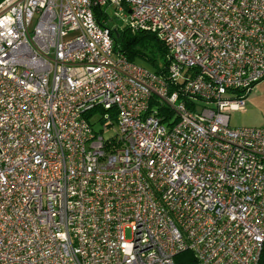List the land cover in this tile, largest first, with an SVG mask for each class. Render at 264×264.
Listing matches in <instances>:
<instances>
[{"label": "built area", "instance_id": "obj_1", "mask_svg": "<svg viewBox=\"0 0 264 264\" xmlns=\"http://www.w3.org/2000/svg\"><path fill=\"white\" fill-rule=\"evenodd\" d=\"M262 79L264 0H1L0 264H264V126L230 123Z\"/></svg>", "mask_w": 264, "mask_h": 264}, {"label": "trees", "instance_id": "obj_2", "mask_svg": "<svg viewBox=\"0 0 264 264\" xmlns=\"http://www.w3.org/2000/svg\"><path fill=\"white\" fill-rule=\"evenodd\" d=\"M97 16H100L99 12ZM113 37L115 51L123 53L128 60L133 62H136L138 59L148 61L154 67L153 71L155 73L166 78L169 63L168 52L164 44L155 34L142 30H132L126 26L122 29L118 28V36L116 37L114 35ZM158 56L162 57V66L156 64ZM261 259L264 262V251H262ZM174 261L175 264H194L196 258L191 250H183L176 254Z\"/></svg>", "mask_w": 264, "mask_h": 264}, {"label": "rangeland", "instance_id": "obj_3", "mask_svg": "<svg viewBox=\"0 0 264 264\" xmlns=\"http://www.w3.org/2000/svg\"><path fill=\"white\" fill-rule=\"evenodd\" d=\"M108 12L112 17V26H117L119 29L127 26L128 14L123 12L121 14H116L113 8H109ZM139 66H142L148 70H153V66L144 59L136 60ZM156 64L162 66V57L158 56L156 59ZM101 117L100 113H97L93 120L95 122V128L98 130L101 127V122L99 121ZM230 123L234 127H261L264 126V79L255 83L250 92L247 94L245 104L242 109L235 110L230 113ZM117 130L116 124L109 127L106 135L114 134ZM129 238V232L126 233Z\"/></svg>", "mask_w": 264, "mask_h": 264}, {"label": "water", "instance_id": "obj_4", "mask_svg": "<svg viewBox=\"0 0 264 264\" xmlns=\"http://www.w3.org/2000/svg\"><path fill=\"white\" fill-rule=\"evenodd\" d=\"M112 30H113L114 35L117 37L118 36V27L117 26H113Z\"/></svg>", "mask_w": 264, "mask_h": 264}]
</instances>
